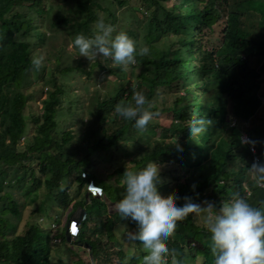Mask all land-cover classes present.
<instances>
[{"label":"trees","instance_id":"obj_1","mask_svg":"<svg viewBox=\"0 0 264 264\" xmlns=\"http://www.w3.org/2000/svg\"><path fill=\"white\" fill-rule=\"evenodd\" d=\"M128 2L144 5L133 10L130 7L126 12L133 17L127 20L137 18L139 11L144 16L140 17L142 24L127 33L141 35L143 42L163 38L166 45L145 60L142 56L136 58L138 64L144 60L150 67L142 71L131 63L112 67L106 59L92 62L90 68L113 74L122 82L112 93L103 94L98 103L93 99L89 111L99 126L107 127L108 134L92 133L81 147L76 143L71 146L72 136L66 139L58 129L64 118L78 116L79 97L61 81L40 76L43 71L53 76L52 68H40V72L33 69L31 59L37 55L34 45L38 43L42 48L55 31L71 40L77 33L91 36L98 13L114 16V5L122 7ZM23 9L36 13L40 26L28 22L31 20L26 19ZM222 15L226 20L221 47L210 53L201 50L202 31H212ZM104 20L109 22L106 17ZM191 31L198 36H191ZM196 50L202 57L200 66L193 71L183 70L182 59L190 63ZM83 66L81 59L74 65L78 69ZM158 70H163V85L169 87L183 80L186 96L172 98V104L165 105L163 91L149 85L144 75V71L153 74ZM83 73L89 78V70ZM38 80L54 90L44 101L42 115L29 118L24 92ZM263 90L264 0H176L169 9L163 0H0V264H52L55 254L63 256L64 250H69L67 244L88 254L84 264H143V249L129 248L117 237L123 235L118 232L119 224L134 231L135 223L121 218L111 207L123 194L121 176L125 169L136 170L150 161L162 168L157 190L164 197L178 194L190 197L194 203L211 200L219 206L239 190L250 203L264 209V188L255 186L246 171L255 158L262 160ZM136 91L143 92L150 111L173 117L168 126L148 123L139 131L133 121L112 115L111 105L131 102ZM227 113L247 122L241 129L230 127ZM194 115L206 120L205 131L196 142L188 138L186 131ZM254 128H259V135L249 138L254 143H243L241 134L255 133ZM120 141L122 146L118 145ZM250 146L256 153L250 151ZM110 147L108 152L121 155L103 168L120 166L105 178L93 176L89 165L92 156ZM79 152L82 154L78 156ZM88 180L102 188V197L81 192ZM176 203L181 205L184 200ZM70 205V211H65ZM52 207L62 211L55 218L49 214ZM82 214L85 220L79 226L80 233L70 238L66 225L70 219L80 220ZM62 216L66 221L61 225ZM172 235L165 242L172 250L169 264L173 260L183 264L199 256L202 264H213L209 233L193 223L192 213L177 221ZM185 241L187 255L183 254ZM192 242L197 246H191ZM63 260L57 257L58 264ZM81 261L73 264H83Z\"/></svg>","mask_w":264,"mask_h":264},{"label":"clouds","instance_id":"obj_2","mask_svg":"<svg viewBox=\"0 0 264 264\" xmlns=\"http://www.w3.org/2000/svg\"><path fill=\"white\" fill-rule=\"evenodd\" d=\"M23 11L26 12V19L31 20L28 22L37 23L40 26V18L36 13H31L29 9H23ZM105 17L109 22L106 23L102 17L98 18L93 24L95 31L91 36L77 33L73 37L70 47L74 48L77 54L75 53L74 56L67 57L66 53L56 51L52 55V57H54V62L46 67L52 68L53 76L47 74L46 71H39L40 68H43L42 63L44 57L38 55L35 50L34 52L37 55H34L31 59L33 69L40 72V76L43 75L44 78L46 77L49 79L55 78L61 81L64 86L69 87L70 85H68V82L75 73L79 74L82 72V74H84V71L89 70L90 74H93V76L90 77L89 74L88 78V76L84 75L93 82L96 81L98 77L95 75L94 67L90 68L92 62L87 63L89 64L87 70L84 69V66L79 69L78 67H74L76 61H79L77 55L85 57L89 62L94 60L97 61V59L103 62V60L106 59L110 62V66L112 67H123L131 63L140 67L138 71L150 68L144 64L145 58L148 57L151 52L162 49V47L166 45L165 39L160 38L158 40L153 39L148 42H143L141 35L134 37L128 34V30H135L142 24L140 17L127 20V18L133 17L128 12L123 15L120 22L126 26L124 27V31L121 29H118V31L114 30L116 28L115 23L118 21L114 16H108V14L105 13ZM28 22L23 23L27 24ZM61 33L66 36L63 32ZM50 37L51 34L49 35V39ZM36 41L37 40H34V42ZM134 54H137V56H134ZM62 55L65 57H61ZM138 56L144 58L143 62L140 64H138L136 60ZM68 58L70 60L76 58V61L74 64H71V61L67 60ZM162 74L163 70H158L153 74L144 71V75L150 80L149 85L154 84L163 92L165 89H167V91L171 90V84L169 87L161 84ZM108 76H113L115 78L114 81L117 82L118 88L122 81L116 79L113 74H108ZM181 81L184 87L183 80ZM38 85H41L40 90L38 89ZM116 89H110L107 93H112ZM53 90L52 86L44 85L42 81L39 83V80L31 83L30 91L26 93L27 105L25 108L26 113L29 114V118H38V116L42 115L44 101L48 99L49 94L52 93ZM183 90L185 91V87ZM41 93L44 95V99H41ZM34 95H37L39 99L35 100ZM102 95L103 94H101L99 90L95 89L92 92H87V96L85 97L77 96L79 97L81 108L87 111L89 115V111L93 109V99L94 103H98L99 99L103 97ZM185 96L186 94L181 97ZM261 99L262 98H260V101ZM113 104H116L114 108L116 114L126 120L133 121V127L139 131H143L148 122L156 115L154 111H150L148 107H146L147 101L145 95L141 91L133 93L131 102L125 104L114 102ZM113 104L111 105V109L113 108ZM69 118L78 123H82L83 118H79V116L66 117L60 123L62 127L58 129V132L63 134L66 139L72 136V138H70L71 146H73V143H76V145L81 147L84 140L92 133L101 134L103 131H107V127L99 126L94 119L89 117L88 122L83 123L86 125V129L81 131V136L75 141ZM236 119V117H231L227 113L226 123L229 124L230 127L241 129L242 124L237 125ZM30 123L31 128H33L34 125L31 119ZM205 123L206 120L204 118L194 115V117L188 121L186 127L188 138L196 142V139L205 131ZM241 141L249 144L254 143L253 141H249V136L245 133L241 134ZM111 148L112 147L108 149H99L98 151L100 152L98 153V157L100 153H104ZM250 151L256 153L251 146ZM262 155H264V153H262ZM246 171L249 177L252 178L255 186L264 188V159L256 161L255 158L250 166L246 168ZM81 178L85 179L84 175H81ZM121 179L123 181V194L114 203L111 209L121 218L126 217L135 223V230L128 231L125 235L128 240L138 242L143 249V264H169L172 250L168 248L165 242L174 233L177 221L183 219L189 213H193L202 218L203 226L209 233V248L213 257V264H264V209L250 203L240 194L239 190L234 191L230 198L219 207L211 200L194 203L188 196L181 197L178 194H173L169 197H164L157 190V185L159 183V166L153 161L147 162L143 167L136 170L125 169ZM41 185L43 186L44 183L41 182ZM192 187L195 186L192 185ZM81 192L87 193L93 198H100L103 196L102 188L96 185L92 180H88L84 183ZM181 199L184 200V203L177 205L176 201ZM84 220L85 217L82 214L80 220L70 219L68 221L66 233L70 238H76L79 235V226ZM172 264H181V261L173 260Z\"/></svg>","mask_w":264,"mask_h":264},{"label":"rangeland","instance_id":"obj_3","mask_svg":"<svg viewBox=\"0 0 264 264\" xmlns=\"http://www.w3.org/2000/svg\"><path fill=\"white\" fill-rule=\"evenodd\" d=\"M57 1V0H55ZM60 1V0H58ZM206 1V0H205ZM239 1H243V0H228V2L230 3H236ZM176 0H163V5L169 9L172 5H175ZM144 4L143 2H138V3H129L124 6L123 8L119 7L118 5H114L112 12H115L114 17L118 20L116 21L115 25L116 28L114 29L115 31H118V29L121 30H125L124 27H126L123 23L121 22V19L123 17V15L126 14V10L129 9L130 7H132L133 9H137L139 7H142ZM202 6V3H201ZM137 17H143L144 14L141 13L140 11L138 13H136ZM103 18L105 17L104 13H98L97 18ZM226 18L224 15H222L219 20L217 21V23L213 26L212 31L209 30H203L201 33V44H199V47L201 48V50H206L209 53L211 51H215L216 49H218L219 47H221V38H222V29L224 26V22H225ZM191 36H198L196 31H191L190 32ZM183 38V37H182ZM71 37L70 36H64L62 33H59L57 31H55L54 33H52L50 39L47 40L46 45L43 48H40L39 45H35L34 50L35 52H37L38 55H42L44 57V61L42 63V67L45 68L46 66H48L50 63L54 62V57H52V55L56 52V51H61L62 53H66L67 57L70 56H74V54L76 53V50L72 47H70L71 45ZM77 54V53H76ZM198 51H194V57L192 58V61H190V63L186 60V59H182V69L186 70L189 69L190 71H193L195 66H200L202 57L200 55H197ZM61 57H65L64 55H62ZM78 59L81 58L84 66V69L87 70L88 65L87 63H91L93 61H88L85 57L83 56H79L77 55ZM201 59V60H200ZM69 61H71V64H74V62L76 61V58L73 59H67ZM94 72L95 75L98 76L96 81H92L90 79H87L85 77L84 74L79 73V74H73L68 82V85L70 90L73 91L74 94L79 95V96H87V92H92L93 90H99L101 94H105L107 92L110 91V89H116L117 88V82L114 81V77L113 76H108V72L106 71H102L100 69H96L94 68ZM39 83H41V80H39ZM182 81H175L171 84L172 89L170 91H167V89H165V91L163 92L164 94V98H165V105H169L172 104L171 100L172 98H176V97H181L184 96L186 94V92L183 90L184 87L182 86ZM41 85H38V89L40 90ZM86 90V92H85ZM30 89L24 93H29ZM40 94V91H39ZM158 94V91L156 93V95ZM41 99H44V95L41 93ZM261 101H262V105L264 106V90L262 91V97H261ZM34 99L38 100L39 97L37 95H34ZM156 99V96L153 97V99L151 100V103L154 104ZM116 104H113V108H112V114L116 115V112L114 111ZM79 108V113L78 116L79 118H83L82 123H78V122H74L69 118V121L71 123V127H72V132L74 135V140L77 141L78 138L81 136V131H84L86 129V125H84V122H88L89 120V115L87 111H83L81 110V107ZM156 115L148 122V123H152L154 125H158L159 127L165 128L166 126H168L169 122L173 120V117H171L170 114H161L158 112H155ZM237 125H243L245 124L247 121L244 119H240L237 118ZM253 132L255 133H251V134H247L249 136V138H251V140L255 139V136L259 135V128H254L252 129ZM32 132H30L31 134ZM28 138V137H27ZM23 142V141H21ZM261 141H257L258 146H261ZM21 145H23V143H21ZM119 146H122V142L120 141ZM262 151L264 153V146L262 148ZM98 152H95V154L92 156V159L89 163V165L91 166V173L93 174V176L98 177V178H105L107 177L109 174H111V172L113 170L116 169V166H112L111 168L108 169H104L103 167H109L108 166V162L110 163L111 160L115 161L116 159L120 158V152H118L117 154H111V152H104V153H100L99 155V159H98ZM82 152H79L78 156L81 155ZM106 159H105V158ZM104 158V159H103ZM98 159V160H97ZM262 159H264V155H262ZM97 161V162H96ZM106 161V163H104ZM171 162H169L167 165H169ZM129 166V165H127ZM162 168L159 166V171H161ZM183 178H180L179 181H181ZM63 185L64 182H62ZM76 186V182H73V184L71 185V188L74 189V187ZM248 192H250V190H248ZM75 200V199H74ZM74 200L71 201L70 204L74 203ZM206 201V200H204ZM203 202V201H201ZM200 202V203H201ZM215 203V202H214ZM216 204V203H215ZM100 204H91L92 209L96 208L97 206H99ZM217 206V205H216ZM220 206V205H219ZM217 206V207H219ZM71 205L65 210V211H70ZM52 211L49 212L50 216L52 218H55L56 214L58 212H62L60 209L58 210L56 207H52ZM108 209V207H107ZM64 211V210H63ZM89 211V210H88ZM29 212L28 209H26V213ZM65 216H62L60 219L61 221V225L63 220L65 219ZM192 220L193 223L199 227H204L203 223H202V218L200 216H197L195 214L192 213ZM118 228H120V231L123 235L122 236H118V239H120L121 243H124L127 247L129 248H141L139 245H135L133 241H128V239L126 238V233L128 231H133V229L128 228L126 225L124 224H119ZM173 236V235H172ZM186 243V241H185ZM188 241L186 244H184L183 249H185L184 251V255H187L186 250H188ZM191 246H197V244L195 242H192ZM67 248H69L68 251L64 250V255L60 256L59 254H55L54 258L55 261L52 264H58L57 263V257L59 256V258H61L63 260V264H73L74 262H76L78 259H81L84 264V261H88V254L84 251V250H77L76 247H73L69 244H67ZM203 262V258L202 256H199L198 259L196 260H192V259H186L183 264H202ZM59 264H61V262L59 261Z\"/></svg>","mask_w":264,"mask_h":264}]
</instances>
